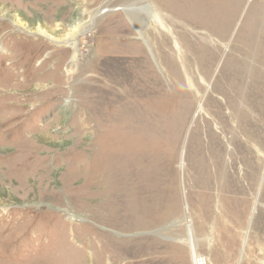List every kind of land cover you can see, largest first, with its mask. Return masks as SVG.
Instances as JSON below:
<instances>
[{
	"label": "rangeland",
	"instance_id": "rangeland-1",
	"mask_svg": "<svg viewBox=\"0 0 264 264\" xmlns=\"http://www.w3.org/2000/svg\"><path fill=\"white\" fill-rule=\"evenodd\" d=\"M214 1L0 0V264H194L189 221L206 264H264V62L257 78L245 80L256 97L250 115L258 129L226 146V159L231 149L235 154L214 181L211 214L200 215L195 205L196 183L193 204L183 190L179 164L196 129L199 91L206 100L262 0H226L217 17V8L209 10ZM259 27L264 37V18ZM77 28L75 50L61 40ZM169 62L184 80L183 93H173ZM140 75L155 78L153 92L158 81L163 88L146 103L176 97L165 108L174 118L151 115L152 124L164 121L156 132L167 142L152 151L176 155L162 168L167 199L175 192L166 184L179 187L164 219L137 211L140 199L115 188L116 158L98 156L104 141L87 122L109 119L105 105L116 104L118 85L134 89ZM130 134L120 138L130 142Z\"/></svg>",
	"mask_w": 264,
	"mask_h": 264
},
{
	"label": "bare ground",
	"instance_id": "bare-ground-1",
	"mask_svg": "<svg viewBox=\"0 0 264 264\" xmlns=\"http://www.w3.org/2000/svg\"><path fill=\"white\" fill-rule=\"evenodd\" d=\"M211 4L212 5H210L211 8L209 10L212 11L213 8H217L215 9L216 12L212 13L214 17H217L219 14V8L227 6L228 1L215 0ZM263 7L264 0H262L261 2L257 1L252 13L248 16L249 18H247L246 23L247 30H250L251 32H248L249 35L245 40H237L239 42L234 44V48H232L231 54L228 57L227 65L221 75L216 79V82L210 88L211 93L208 95V98L204 100L203 97L200 96L201 92L199 91V102L196 110L197 113H195L197 117H199V121L197 120L196 129L193 131V136L190 137L188 143V154L186 153V158L183 157L184 153L182 152L179 167L184 178V194L186 196V191L189 190L188 196L192 204L195 202L194 199L197 196L195 195V191L193 192L190 189L191 183H196V185L199 187V198L197 197V200L199 201L195 202V205L196 203L199 204L200 215H202V213L206 214V216H209L211 214L213 206L211 191L216 187L214 186V181L217 180L219 172H223L226 166L228 164H231V161L234 158L235 151L233 152L234 149H231L232 156L226 159V146L231 143H237L239 140L241 141L245 133L247 131H250L251 128L255 127L258 129V127L253 125L254 120L251 119L250 115L251 110L254 109V105L256 104V97L253 93L250 92V86L246 85L245 80L249 78V76L255 79L258 73V69L261 68L262 70L264 62V37L262 35H259V23L264 18L263 14L260 13V11H263ZM186 15L187 14L185 13V16ZM136 18L138 20H141L139 22L143 21L140 15L136 16ZM221 18L222 15L220 14L219 19ZM78 35L79 28L74 30L73 33L69 34L66 39H63L61 41L67 40V43H71L76 50V38ZM222 35L225 36L226 33H222ZM74 58H76V55ZM175 66L176 65H172L170 62L168 63L170 71L169 76L174 80L175 84L173 93L175 94L176 92L177 94L179 90L183 93L182 90L184 83H182V81L184 80L178 75L177 67ZM203 71L206 73L205 76L203 75V80L205 81L206 85H208L207 82L211 79V75L208 69H203ZM154 79L155 78L140 75L137 79H135L137 84L134 89H137L138 91H134L132 87H130L131 89H127L125 87H121V85H118L120 89H118L117 92L120 95H114V101L116 104L113 106L105 105V110H109L111 114L109 119H106L104 123L102 122V120L101 122L99 121V125L95 124L98 122L94 121V119L88 118L87 122L89 123V125L91 122L94 123L93 127H95L98 132L101 133L100 135L102 136L104 141V146H101L102 149L97 153L98 156L105 157V155L108 154V157H110V155H113L116 158V162L114 161V166L119 171L120 177L118 180L116 179L117 182H115L116 180L113 179L114 183L112 184L116 183L114 185L115 188L120 186V189L126 197L130 198L131 196H134L140 199L139 201L137 200V211L146 212L149 215V213H152L153 210H155V218L159 219L162 216H166L167 213L164 210L166 207H168V205H172L175 202L178 203L176 195H179V187L176 183V185L174 184V182H168L166 184L167 189H171L172 192H175L173 194L174 199H167V197L162 193L161 190L164 189L162 186V182L165 181L163 179V176H165V173H167H164L162 171V168H168L172 160L175 159L176 155L170 156L169 153H167L168 151L164 152V154L161 153L160 150L157 152H153L152 148H154V145H159V143L163 146L165 143H167L161 140L162 133L157 134L156 130H158V128L164 129V127H161L164 121L160 122L162 118L164 119L165 117H168V115L169 117L171 116V118H174V115H171V113H169L170 109L168 108L170 107L168 106L167 109L165 108L167 104H171L172 106L176 104V97L174 96L167 101L165 100V105L164 102L157 100L155 102L153 101V103L151 104L146 103L148 101H146L144 97H150L153 95V93L154 95H156L157 93H159V91H163L162 84L159 81L157 85H154L155 91H152ZM115 86L117 85L115 84ZM109 96L110 94L107 93L106 102ZM120 96H122L121 99ZM210 107H212V109L208 112V109H210ZM152 114H155L157 117H162L160 118V120L157 118V122L159 121V123L152 124ZM167 119L168 122H170L171 119ZM233 121L236 123V125L234 124V127L231 125V122ZM168 122L166 126L164 125L165 128L168 127ZM158 124L162 125L159 126ZM121 128L124 130V132H121ZM94 131L96 132V130ZM127 134L133 136L134 139H128L130 141L128 142L120 138L121 135L122 137H124L127 136ZM226 136H229V138L226 139ZM125 138L126 137H124V139ZM163 149L164 148H162V150ZM120 160H123L122 166L119 164ZM116 175L118 176V174ZM157 195L159 196L157 197ZM189 207L186 206V211L190 209ZM146 213L145 216L147 215ZM141 218L143 219V217ZM205 220L208 221L207 218H205ZM147 223H145V225H147ZM188 227L189 231L187 241L190 246L193 263L206 264L204 259L200 257L197 251L196 237L191 221H189Z\"/></svg>",
	"mask_w": 264,
	"mask_h": 264
}]
</instances>
